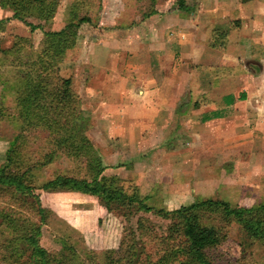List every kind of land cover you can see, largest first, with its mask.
Returning <instances> with one entry per match:
<instances>
[{"label":"rangeland","instance_id":"rangeland-1","mask_svg":"<svg viewBox=\"0 0 264 264\" xmlns=\"http://www.w3.org/2000/svg\"><path fill=\"white\" fill-rule=\"evenodd\" d=\"M78 1V13L88 14L91 20L80 24L76 40L67 45L63 60L59 63V74L71 79V86L79 96L80 108L86 117L85 135L91 143L90 150L94 151L96 148V155H101L108 169L106 173L116 172L119 164L123 165L122 176L116 173L122 192L131 197L146 193L149 205L164 209H173L179 204H188L208 196L220 197L232 204L247 207L264 201V133H259L255 128L252 133L249 130L240 131L241 129L229 122L226 125L229 128L225 126L222 130L228 129L230 134L222 135V143H213L209 134L199 147V144H190L196 141L193 136L190 137L191 140L183 141L182 135L185 133L182 132L178 121H165L158 129L154 127L155 131L150 127L152 121L139 117L141 113L135 111V106H139L143 99L137 96L136 87L132 93L129 89L130 94L121 92L123 77L130 78L133 86L139 81V72H130L128 68V62L131 60L133 64L135 60L133 58L132 61L134 51L124 46V38L121 37V33L125 32L124 28L128 26L132 27L131 31L128 30L127 33L126 29L125 34L126 38H131V43L135 36L146 32L143 36L145 39H140L141 44L154 42L160 47L167 42V47L174 53V75L178 73L176 70L180 66L183 70H189L181 71L183 79L180 83L187 84V89L188 77L193 75L192 73L197 74L198 71L205 70L204 67H196L193 63L185 69L184 61L181 60L176 46L177 39L180 36L186 37L187 34H182L183 28L178 24H181V14L177 11V0H58L51 19L44 20L34 15L26 17L27 21L35 25L34 28L15 17L9 6L0 5V19L3 20L0 29V165L6 160L11 141L19 135L15 145H18L23 154L16 161L19 164L21 179L27 185L39 186L43 179L55 173L85 175V156L76 157L69 154L65 147L57 148V140L54 138L56 134L46 125L36 121L22 122L15 115V82L19 74L18 69L26 68V65L15 61V55L11 53V48L16 42L21 44L19 54L23 61L27 59L28 53L34 56L41 51L45 31L62 27L67 20L71 4ZM201 1L185 0L190 5L191 10L188 12L191 22L196 19L195 14L201 7ZM241 1L247 0H236ZM260 2L264 7V0ZM203 3L202 6L209 7L214 0H203ZM151 7L156 8V12H153L152 16L142 17ZM226 11L225 9L224 12ZM172 13L176 14L170 16ZM178 15L179 21L176 19ZM142 22L150 25V31L144 32L138 25ZM152 25L158 27V32ZM196 26L198 32L194 34L192 28L185 29L193 40V36L199 39L202 35L201 27L198 24ZM160 27L164 30L161 31ZM120 43L122 45H119ZM199 44L203 45L200 42L195 45L197 55H200L203 47ZM158 53L160 54L161 50ZM120 57L125 59V63L120 64ZM141 60L144 67L148 66L147 56L143 54ZM119 65L124 69L120 70ZM154 67L158 68L157 65ZM194 67L196 69L193 70ZM158 77L157 86L161 94L151 96L150 101L158 105L180 103L182 96L166 95L170 83L165 84L159 74ZM176 81L179 83L177 77L175 84ZM184 98L185 103L201 101L200 97L189 94ZM135 113L137 118L131 120ZM150 129L156 132V139L161 141L156 145L148 138ZM136 141L138 143L133 145ZM52 150L56 153L50 163L40 169L23 172L26 163L41 161L44 154ZM182 151L188 156L184 162L173 156L174 152ZM199 154L207 157L198 159L196 157ZM36 192L46 211L41 222L39 243L47 250L58 252L63 249L62 239L67 238L69 245H73L78 253L76 260L81 264H130L142 246L140 255L143 262L139 259L133 264H145V254L154 260L158 249L164 246L158 238L166 233L165 219L148 213L152 220L146 221L148 230L142 235V231L136 228V217L141 212L126 218L121 215L113 201L101 197H91L74 191L47 193L37 189ZM23 198V195L0 185V264H11L10 256L15 235V229L4 224V217L9 214L16 217L17 228H21L29 218L39 221ZM261 210L264 215V208ZM227 231L222 243L208 250L214 262L264 264V243L259 240L248 242L249 239L244 237L242 230L235 223H231ZM20 260L21 264H32L25 256Z\"/></svg>","mask_w":264,"mask_h":264},{"label":"trees","instance_id":"trees-1","mask_svg":"<svg viewBox=\"0 0 264 264\" xmlns=\"http://www.w3.org/2000/svg\"><path fill=\"white\" fill-rule=\"evenodd\" d=\"M57 2L58 0H0V5L9 6L15 17L34 28L35 25L27 21L26 17L34 15L49 20ZM79 6L80 1L71 4L62 27L45 31L43 47L34 56L28 53L27 59L23 61L19 54L21 44L16 42L11 48V53L15 55L14 60L26 65V68L18 69L15 82V115L22 122L36 121L46 125L56 134L54 138L57 140V148L65 147L69 154L86 157V170L85 175L55 173L43 179L39 186L27 185L21 179L16 161L23 154L18 145H15L19 135L13 138L6 160L0 165V185L23 195L26 200L24 202L28 203L39 221L29 218L21 228H17L16 217L11 214L4 217V224L15 229L10 263L21 264L20 259L25 256L32 264H81L76 260L78 253L73 245H69L67 238L62 239L63 249L58 252L47 250L39 243L41 222L46 211L40 203L37 189L47 193L74 191L101 197L113 201L121 215L126 218L141 212L136 217V228L142 231V235L148 230L146 221L152 220L148 213L165 219L166 233L158 238L164 246L158 249L154 260L145 254V264H218L213 261L208 250L222 243L231 223L237 224L244 237L249 239L248 242L259 240L264 243V215L261 214L264 201L247 207L232 204L220 197L208 196L173 209H164L149 205L146 193L138 197L126 195L122 192L118 175L104 172L107 166L101 155H96V148L94 151L90 150L91 143L85 135L86 117L81 111L79 96L71 86V79L59 74V63L63 60L67 45L76 40L80 24L91 20L88 14L78 13ZM177 7L182 11L191 10L185 0H177ZM153 12H156V8L151 7L142 17ZM2 23L3 20L0 19V29ZM233 26L235 24L216 26L209 44L220 46L226 31ZM214 70L218 71L217 68ZM55 150L45 153L41 161H25L27 166L23 172L40 169L50 163ZM142 251L143 247L140 246L130 264L137 263L139 259L143 262L140 255Z\"/></svg>","mask_w":264,"mask_h":264},{"label":"crops","instance_id":"crops-1","mask_svg":"<svg viewBox=\"0 0 264 264\" xmlns=\"http://www.w3.org/2000/svg\"><path fill=\"white\" fill-rule=\"evenodd\" d=\"M226 1L228 3H224ZM199 3L201 7L198 9L197 14H195L196 19L193 21L194 23L191 22L188 11L177 10L181 16L178 15L176 19L179 21L178 17H181V24L180 22L178 24L183 28L182 34L186 33L187 35L186 37L180 36L177 39L176 46L178 47L177 50L180 53L181 60L183 59L184 61L185 69L193 63L196 67H204L203 69L205 70L203 72L200 70L197 74L194 71L195 73H192L193 75L188 77V89L186 88L187 84L181 85L183 79L181 71L188 72L189 70H183V67L181 68L180 66L176 70L178 73L174 75L172 72L174 53L171 48L167 47L166 41L160 47H157L154 42L145 45L140 43L141 40L145 39L143 36L147 34L146 31H150L148 29L150 25L147 26L146 22H142L138 25L146 33L135 36L132 40L133 43H131V38H126L125 34L126 29L127 33L128 30L129 32L131 31V26L124 28L125 32L121 33V37L124 38V46L126 48L130 47L131 51H134L132 61L133 58L136 60L133 61V64L130 62L131 60L128 62L129 71H134L133 73L139 72L137 73V81L139 80L137 85L133 86L130 83V78H122L124 84L121 92L122 94H130L136 87L137 96L143 99V102L139 106H135V111L141 113L139 117L146 119V121H152V123L150 122V127L153 130L158 129L165 121L168 123L171 120L178 121L177 123L181 124L182 132L185 133L182 135L183 141L187 142L193 136L192 138H195L196 141H192L190 144H199V147L205 142L203 140L210 135L213 143H222V135L228 136L230 134L228 129L223 131L229 122L241 129L240 131L248 132L247 130H249L252 133L255 128L262 134L264 133V7L261 5L260 0L241 2H236V0H233V2L231 0H223L221 2L214 0V5L211 4L209 7L202 6L204 5L203 0ZM223 5L226 7H223ZM225 9L227 10L226 12H224ZM175 14L172 13L170 16H174ZM187 23L188 25L186 26ZM196 24L201 27L202 35L199 39L193 36V40L191 34L185 31V29H188V27L189 29L192 28L191 30L194 31V34L198 32ZM223 24H235V26L228 28L220 46H211L209 41L215 27L222 26ZM151 27L155 28L158 32L159 29L156 25H152ZM160 30L164 29L160 27ZM140 33L142 32L140 31ZM148 35H150L149 32ZM196 39L198 40L196 41ZM198 42L203 44H199L203 46L200 55H197L195 51V45L197 46ZM119 45L122 44L120 43ZM158 49L161 50V55L158 53ZM143 54L149 59L148 66L146 67L142 65L141 57ZM153 56L156 57L152 60ZM120 58L122 60L120 64H123L125 59L123 57ZM128 63L126 64L128 65ZM156 65L158 68L154 67ZM121 68L123 67L119 65L120 70ZM214 68H217L218 71L215 72ZM194 69L196 68L194 67ZM119 72L116 74L119 75ZM187 72L186 74H188ZM158 74L165 84L166 82L170 83L166 95L182 96L180 103L158 105L150 101L149 98L151 96L161 94L157 86ZM175 77L179 79V83L177 81L176 84L174 83ZM129 89H131L130 92ZM188 94L200 97L201 101L185 103L184 97ZM159 113L161 114L158 115ZM136 118L137 114L135 113L131 120ZM221 126L224 127L221 128ZM148 138L149 140L151 138V142L154 145L161 142L156 139V132L151 131V129L148 131ZM137 143L136 141L133 145ZM216 150L221 152L220 149ZM173 156L178 158L177 160L181 159L182 162L188 157L183 151L174 152ZM206 157V155L199 154L196 158L201 159ZM121 165L120 163L118 171H110L108 173H117L122 176L121 169L123 165ZM107 170L105 168V173Z\"/></svg>","mask_w":264,"mask_h":264}]
</instances>
